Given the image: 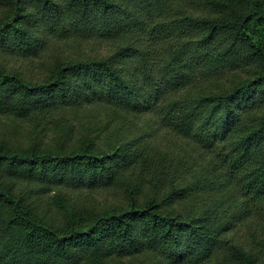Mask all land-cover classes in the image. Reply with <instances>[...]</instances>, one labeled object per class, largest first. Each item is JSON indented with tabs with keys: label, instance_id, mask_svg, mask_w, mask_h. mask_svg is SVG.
Returning <instances> with one entry per match:
<instances>
[{
	"label": "trees",
	"instance_id": "trees-1",
	"mask_svg": "<svg viewBox=\"0 0 264 264\" xmlns=\"http://www.w3.org/2000/svg\"><path fill=\"white\" fill-rule=\"evenodd\" d=\"M0 264H264V0H0Z\"/></svg>",
	"mask_w": 264,
	"mask_h": 264
},
{
	"label": "rangeland",
	"instance_id": "rangeland-1",
	"mask_svg": "<svg viewBox=\"0 0 264 264\" xmlns=\"http://www.w3.org/2000/svg\"><path fill=\"white\" fill-rule=\"evenodd\" d=\"M33 67H35V66H33ZM161 96H163V95H161ZM150 117V118H149ZM148 117V119H151L152 118V120H156V116L155 115H153V114H150V116ZM160 133V132H159Z\"/></svg>",
	"mask_w": 264,
	"mask_h": 264
}]
</instances>
